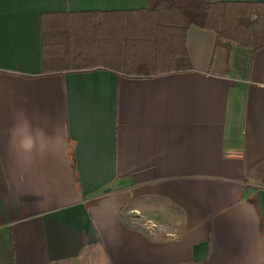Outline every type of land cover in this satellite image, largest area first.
I'll return each mask as SVG.
<instances>
[{
	"label": "crops",
	"instance_id": "obj_1",
	"mask_svg": "<svg viewBox=\"0 0 264 264\" xmlns=\"http://www.w3.org/2000/svg\"><path fill=\"white\" fill-rule=\"evenodd\" d=\"M157 1L0 0V264H264V48L43 74L42 13Z\"/></svg>",
	"mask_w": 264,
	"mask_h": 264
},
{
	"label": "trees",
	"instance_id": "obj_2",
	"mask_svg": "<svg viewBox=\"0 0 264 264\" xmlns=\"http://www.w3.org/2000/svg\"><path fill=\"white\" fill-rule=\"evenodd\" d=\"M216 32V47L264 48V2L158 0L153 8L41 14L43 74L100 68L158 76L192 68L187 31Z\"/></svg>",
	"mask_w": 264,
	"mask_h": 264
},
{
	"label": "clouds",
	"instance_id": "obj_3",
	"mask_svg": "<svg viewBox=\"0 0 264 264\" xmlns=\"http://www.w3.org/2000/svg\"><path fill=\"white\" fill-rule=\"evenodd\" d=\"M19 148L23 152H31L35 148V141L31 136L25 137L19 142Z\"/></svg>",
	"mask_w": 264,
	"mask_h": 264
}]
</instances>
